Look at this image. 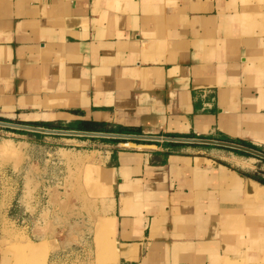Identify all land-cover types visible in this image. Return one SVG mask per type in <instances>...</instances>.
<instances>
[{
  "label": "crops",
  "instance_id": "obj_1",
  "mask_svg": "<svg viewBox=\"0 0 264 264\" xmlns=\"http://www.w3.org/2000/svg\"><path fill=\"white\" fill-rule=\"evenodd\" d=\"M0 121L144 136L0 125L13 147L0 155L3 223L19 194L6 182L26 181L1 169H39L25 151L69 153L106 188L95 264L263 259L264 184L242 172L253 158L189 140L264 152V0H0Z\"/></svg>",
  "mask_w": 264,
  "mask_h": 264
},
{
  "label": "rangeland",
  "instance_id": "obj_2",
  "mask_svg": "<svg viewBox=\"0 0 264 264\" xmlns=\"http://www.w3.org/2000/svg\"><path fill=\"white\" fill-rule=\"evenodd\" d=\"M6 143L0 155L13 151ZM31 154L32 151L24 152L23 163L33 162L39 169L19 166L1 169L3 176L8 171L9 176L22 175L26 182L19 183L18 188L8 182L5 185L12 196L19 194L16 199L5 201L6 224L0 215V236L5 239L0 242V261L3 257L6 264H95L94 242L98 235L94 220L99 218L95 212L105 203L103 194L97 193H104L106 188L87 184L85 176L91 160L87 158L89 162L85 165L75 161L76 154L34 157ZM239 156L253 158L245 162L248 172L243 173L264 178L263 158L253 154ZM8 161L22 162L16 156H9ZM46 179L50 182H42ZM37 192L40 199L34 197ZM109 227L107 220L100 221L103 233ZM105 245L103 259L108 258ZM242 264H264V255L260 263L248 258Z\"/></svg>",
  "mask_w": 264,
  "mask_h": 264
},
{
  "label": "water",
  "instance_id": "obj_3",
  "mask_svg": "<svg viewBox=\"0 0 264 264\" xmlns=\"http://www.w3.org/2000/svg\"><path fill=\"white\" fill-rule=\"evenodd\" d=\"M1 126H12V127H19V128H25V129H30V130H40V131H45L48 133H65V134H71V135H85V136H103V137H144V136H136V135H128V134H115V133H106V132H100V131H62V130H50V129H43V128H38V127H33V126H28V125H21V124H13V123H8L4 121H0ZM188 140V139H187ZM189 141H194V142H202V143H212L216 145H221L225 146L228 148L232 149H238L245 151L247 153H251L253 155H256L258 157H261L264 159V152L236 143V142H230V141H219V140H197V139H191Z\"/></svg>",
  "mask_w": 264,
  "mask_h": 264
},
{
  "label": "trees",
  "instance_id": "obj_4",
  "mask_svg": "<svg viewBox=\"0 0 264 264\" xmlns=\"http://www.w3.org/2000/svg\"><path fill=\"white\" fill-rule=\"evenodd\" d=\"M237 143H239V144H244V145H248V146H252V145H250V144H246V143H244V142H242V141H237ZM232 151H234L235 153L240 154V155L250 156V154L247 153V152H245V151H241V150H237V149H233ZM252 177H253L254 179L258 180L260 183L264 184V178L259 177V176H256V175H252Z\"/></svg>",
  "mask_w": 264,
  "mask_h": 264
},
{
  "label": "bare ground",
  "instance_id": "obj_5",
  "mask_svg": "<svg viewBox=\"0 0 264 264\" xmlns=\"http://www.w3.org/2000/svg\"><path fill=\"white\" fill-rule=\"evenodd\" d=\"M5 145H6V144H3V143L0 144V152L3 151V150L5 149V147H6ZM4 152H5V151H4ZM97 177H98V176H97ZM98 178H99V177H98Z\"/></svg>",
  "mask_w": 264,
  "mask_h": 264
}]
</instances>
